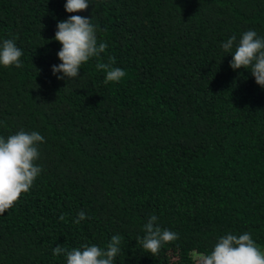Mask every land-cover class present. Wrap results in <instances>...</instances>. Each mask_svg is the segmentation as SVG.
<instances>
[{"label": "trees", "instance_id": "obj_1", "mask_svg": "<svg viewBox=\"0 0 264 264\" xmlns=\"http://www.w3.org/2000/svg\"><path fill=\"white\" fill-rule=\"evenodd\" d=\"M88 3L68 13L66 0H0V46L22 51V67L0 65V137H44L40 175L0 214V264H66L57 245L106 248L114 235L113 264H194L229 233L264 251V88L221 47L248 30L264 38V0ZM71 15L108 46L57 79L54 37ZM98 63L125 75L105 83ZM151 215L179 234L156 256L138 243Z\"/></svg>", "mask_w": 264, "mask_h": 264}, {"label": "clouds", "instance_id": "obj_2", "mask_svg": "<svg viewBox=\"0 0 264 264\" xmlns=\"http://www.w3.org/2000/svg\"><path fill=\"white\" fill-rule=\"evenodd\" d=\"M89 7L88 0H66L65 10L68 13H78ZM99 25H94L91 18L81 15H71L68 19L59 21L54 39L62 47L57 53L61 63L52 66L57 79H72L79 75L81 65L92 57H99L107 49V42H98ZM235 44V51L231 52ZM221 47L230 52L233 70L251 69L250 73L258 85L264 88V38L257 36L254 30L244 32L237 42L235 36L227 39ZM22 51L12 39H6L0 46V65L5 67L15 65L22 67L20 57ZM114 61V58H110ZM98 70L106 72L105 83L118 82L125 72L111 64L98 63ZM44 142V137L38 132L27 133L23 130L8 136L0 137V214L5 213L16 202L22 193H27L34 180L40 175L42 168L35 164L39 158L37 145ZM84 211L77 214L74 223L87 219ZM65 219L63 215L59 217ZM157 216L151 215L143 226L146 235L138 238L142 248L156 256L162 246L176 241L179 234L169 229H162L157 223ZM122 237L114 235L106 248L85 244L82 248L68 250L60 245L53 249V255H66V264H113L114 258L121 251ZM194 264H264V251L253 240L250 232L243 234H225L218 238L210 254H192Z\"/></svg>", "mask_w": 264, "mask_h": 264}]
</instances>
